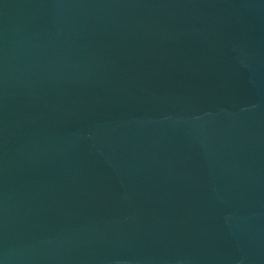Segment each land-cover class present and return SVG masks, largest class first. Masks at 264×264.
Here are the masks:
<instances>
[{"label": "water", "instance_id": "1", "mask_svg": "<svg viewBox=\"0 0 264 264\" xmlns=\"http://www.w3.org/2000/svg\"><path fill=\"white\" fill-rule=\"evenodd\" d=\"M0 264H264V0H0Z\"/></svg>", "mask_w": 264, "mask_h": 264}]
</instances>
